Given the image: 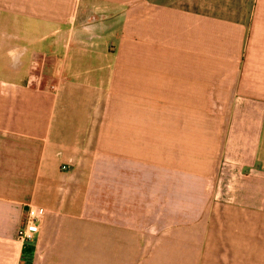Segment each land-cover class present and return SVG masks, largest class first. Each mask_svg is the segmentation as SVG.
<instances>
[{"label": "crops", "instance_id": "1", "mask_svg": "<svg viewBox=\"0 0 264 264\" xmlns=\"http://www.w3.org/2000/svg\"><path fill=\"white\" fill-rule=\"evenodd\" d=\"M94 195L98 260L264 264V0H0V264Z\"/></svg>", "mask_w": 264, "mask_h": 264}, {"label": "rangeland", "instance_id": "2", "mask_svg": "<svg viewBox=\"0 0 264 264\" xmlns=\"http://www.w3.org/2000/svg\"><path fill=\"white\" fill-rule=\"evenodd\" d=\"M95 196L91 202L93 210L86 213V219L53 215L44 220L34 241L36 256L29 264H113V261L97 259L98 235L101 231L103 238L107 229L99 227ZM117 264H129V261H117Z\"/></svg>", "mask_w": 264, "mask_h": 264}, {"label": "built area", "instance_id": "3", "mask_svg": "<svg viewBox=\"0 0 264 264\" xmlns=\"http://www.w3.org/2000/svg\"><path fill=\"white\" fill-rule=\"evenodd\" d=\"M46 216V211L42 207L29 206L25 227L19 233L22 242H31L40 232V225Z\"/></svg>", "mask_w": 264, "mask_h": 264}]
</instances>
